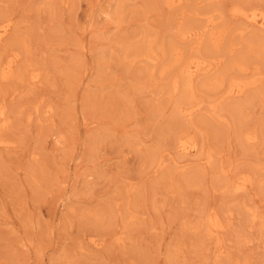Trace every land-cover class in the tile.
<instances>
[{
  "label": "rangeland",
  "instance_id": "obj_1",
  "mask_svg": "<svg viewBox=\"0 0 264 264\" xmlns=\"http://www.w3.org/2000/svg\"><path fill=\"white\" fill-rule=\"evenodd\" d=\"M235 3L264 10V0H0V25L11 23L0 66L18 54L15 75L0 72V138L9 141L0 145V264H264V52L260 31L232 16ZM209 16L225 29L218 42L180 37ZM171 42L178 60L214 59L196 83L224 75L191 114L170 91ZM259 76L250 92L226 97L233 77ZM187 138L194 157L178 146ZM222 167L253 183L226 188ZM210 209L226 225L219 251L195 229Z\"/></svg>",
  "mask_w": 264,
  "mask_h": 264
},
{
  "label": "bare ground",
  "instance_id": "obj_2",
  "mask_svg": "<svg viewBox=\"0 0 264 264\" xmlns=\"http://www.w3.org/2000/svg\"><path fill=\"white\" fill-rule=\"evenodd\" d=\"M165 1L166 4H168V6L173 7L175 6L177 3H180L182 0H163ZM120 2V1H119ZM120 4V3H119ZM120 6V5H119ZM123 6V5H122ZM121 6V7H122ZM232 16L237 17V18H241L243 20L246 21L247 24H249L250 26H252L251 28H254L256 30L260 31V35L259 37V46L263 49L264 52V10H262L261 8H251V9H247L244 8L243 6L239 5V4H233L232 6ZM207 23L204 26V30H198V31H190V30H186V29H182L181 33H180V37L181 38H189V37H195L196 40H198V45L201 46L202 42H203V38L205 35L209 36L211 40L218 42V40H220V38L222 37V35L225 33V29H220V30H215L214 26L216 25V21L215 18L213 16H209L207 18ZM204 25V24H203ZM11 26L10 22L4 23L2 25H0V40L7 34L9 27ZM225 26V25H224ZM239 29V28H238ZM178 35V34H176ZM258 35V34H257ZM179 36V35H178ZM151 37V35H150ZM175 38V37H174ZM194 38V39H195ZM241 38V37H240ZM226 39V38H225ZM224 39V40H225ZM244 39V38H243ZM171 40V39H170ZM191 40V39H188ZM256 41V40H255ZM167 42V41H166ZM247 42V41H246ZM164 43V42H163ZM221 43V41H220ZM226 43V42H225ZM245 43V41H244ZM178 45V44H177ZM223 46V44H221ZM150 46V45H149ZM165 47V46H164ZM168 50L167 48L164 49V54L168 55V53H170V55H172V58L168 62L169 66H176V73L175 75L172 77V80L170 82V91L172 92H179V99H178V104H177V110L179 111V113L181 114L182 111H187L188 114L194 112L196 109H198L201 105V101L200 99L197 100L198 97V93L200 95L201 91H214L216 93V91L218 89L221 88V86L224 85V75L218 74L215 77L212 76H206L204 78V80L196 83L197 78L201 77V75H205L208 74V72L210 70H212L211 68V63L212 60L214 59H209L207 60V58L203 55H198V56H191L185 59H180L178 60L177 58H175V55L178 56L177 54V48L175 43L171 42L168 45ZM224 47V46H223ZM222 47V48H223ZM128 49V48H127ZM221 49V48H220ZM131 51V50H130ZM216 51V49H215ZM132 53V52H131ZM159 53V52H158ZM124 54V53H123ZM129 50H127L126 52V58H128ZM133 54V53H132ZM145 54V53H144ZM148 55V53H146ZM222 54V53H221ZM260 54V53H259ZM17 55L11 59H9L5 64H1L0 66V72H1V76L2 78H10L12 76L15 75L16 71V62H17ZM150 55V54H149ZM162 55V54H161ZM140 56V55H139ZM138 56V57H139ZM142 56V55H141ZM174 56V57H173ZM223 56V55H222ZM259 56V55H258ZM163 57V56H162ZM214 57V56H213ZM170 58V57H169ZM168 58V59H169ZM264 58V57H263ZM128 60V59H127ZM159 60V59H158ZM161 60V59H160ZM233 60V59H232ZM152 61V60H151ZM262 63V62H261ZM165 64V63H164ZM214 64V63H213ZM216 64V63H215ZM32 65V64H31ZM77 65V64H76ZM28 66H30L28 64ZM214 67V66H213ZM229 67V66H227ZM232 67L239 69L240 71H244L246 70V63L244 61H242L241 59H236L232 62ZM250 67V66H249ZM29 68V67H28ZM175 70V69H174ZM220 69H218L219 72ZM172 71V70H171ZM161 72V71H160ZM39 73V72H38ZM173 73V72H172ZM237 74V73H236ZM258 74V73H257ZM234 75V74H233ZM240 75V74H239ZM23 76V75H22ZM243 76V75H242ZM258 76V75H257ZM264 76V75H263ZM42 77V76H41ZM230 77V76H229ZM29 78L34 79L37 83L39 81V74L32 73V71H30L29 74ZM244 78V77H243ZM263 77L259 76L258 78L255 77L252 80H243L239 78H235L233 77L232 80L229 83V86L227 88V96L229 98H240L242 97L247 90H249L252 86H254L255 84H257ZM166 79V78H165ZM169 79V78H168ZM170 80V79H169ZM167 81V80H166ZM262 82V81H261ZM212 87H209L211 86ZM258 88V87H257ZM202 89V90H201ZM252 89V88H251ZM250 92V90H249ZM171 93V92H170ZM204 95V94H203ZM208 96L211 98L210 100H208L209 103V107H212L213 109L216 107V104L214 103L215 100L212 99V96H210L208 94ZM207 96V97H208ZM173 97V96H172ZM217 97V96H216ZM215 99V98H214ZM228 99V98H227ZM251 99V98H250ZM249 99V100H250ZM206 100V101H207ZM219 100V99H218ZM246 100V99H244ZM196 101V102H195ZM217 101V100H216ZM248 101V100H247ZM184 102H190L193 103V106H191L188 109L182 108L181 103ZM225 102V101H224ZM222 103V102H221ZM244 103V101H243ZM174 104V103H173ZM175 105V104H174ZM1 107V106H0ZM173 107V106H172ZM219 107V105H218ZM221 107V106H220ZM240 106H235V109H237ZM207 108V107H206ZM175 109V108H173ZM200 109V108H199ZM198 109V110H199ZM250 109V108H249ZM228 110V109H227ZM165 112V111H164ZM6 111L4 110L3 107L0 108V120H2V126L6 127L7 126V117H6ZM161 114V113H160ZM164 114V113H163ZM179 114V115H180ZM177 115V114H176ZM238 118V117H237ZM183 119V118H182ZM181 121V120H180ZM190 121V120H188ZM7 122V123H6ZM203 123H206L203 121ZM207 124V123H206ZM195 125V124H194ZM162 126V125H161ZM197 126V125H196ZM179 127V126H178ZM193 127V126H192ZM196 128V127H195ZM1 130V129H0ZM190 130V129H189ZM254 130V129H253ZM247 131V130H246ZM249 131V130H248ZM244 134L243 136V140L247 143H252L255 142V140L258 138V135L254 132H248ZM190 136V135H189ZM239 136V135H238ZM165 138V137H164ZM181 138V137H180ZM166 139V138H165ZM188 141L186 140H181L178 144V146H180L183 150L184 153L186 155H189L191 157H194L196 155V153L198 152V149L196 147V144L194 142H192L191 139L187 138ZM179 141V140H178ZM258 143V142H257ZM9 141L4 139V138H0V145H8ZM244 144V143H243ZM251 145V144H250ZM250 147V146H249ZM162 148V147H161ZM160 150V148H159ZM157 150H153L150 152L149 158L152 162H156L157 158ZM208 157L209 160L212 159V154L208 153ZM216 155V154H215ZM178 156V155H177ZM218 156V155H217ZM215 157V156H214ZM207 158V156H206ZM174 159V157L172 158ZM202 159V158H201ZM188 160V159H187ZM186 160V161H187ZM262 162V161H260ZM158 164H161L160 162ZM229 163L227 162V165ZM232 164V163H231ZM204 165V164H203ZM218 165V164H217ZM260 165V164H259ZM229 166V165H228ZM232 167V165H231ZM212 168V167H211ZM253 169V168H252ZM221 174H223L224 176V184L225 187L228 189H231L232 191H244L246 192L247 188L253 183V177L247 173L244 172H239V174L234 175V177H232V175H230V169H227L225 167H222L221 169ZM232 170V169H231ZM216 172V171H215ZM219 172V171H218ZM232 174V172H231ZM254 176V175H253ZM222 180V182H223ZM214 181V180H213ZM221 183V182H220ZM255 183V182H254ZM222 184V183H221ZM129 185V184H128ZM261 186V185H260ZM132 191V193L135 191V189H130ZM132 205H134L131 201H129L126 204V218L132 217L133 216V209H132ZM135 206V205H134ZM249 207V206H248ZM244 211V210H243ZM202 212V211H201ZM252 220H255L257 217L256 211H252ZM203 215V214H202ZM201 215V216H202ZM260 216V215H258ZM259 219V218H258ZM195 221V220H194ZM188 223V222H187ZM186 223V224H187ZM189 225V224H188ZM187 226V225H186ZM184 227V226H183ZM261 227V226H259ZM263 227V224H262ZM226 225L225 223L222 221L221 219V215L217 212V210H209L205 213L204 217L199 221V223L196 225L197 230H201L202 232H204L205 236H207L209 239L210 238H214L215 237V241L218 243V247L220 246L219 250H222L221 248L223 247L221 244L223 242V238L220 237V234L225 230ZM264 228V227H263ZM188 229V228H187ZM259 229V228H258ZM195 230V231H197ZM264 230V229H263ZM195 233V232H194ZM117 234V233H116ZM263 235V234H262ZM206 237V238H207ZM202 243V242H201ZM238 246V245H237ZM239 248V247H238ZM174 251V250H173ZM176 251L178 252V249H176ZM176 253H173L172 255L175 256ZM217 254V253H216ZM219 254V253H218ZM221 254V252H220ZM239 255V254H238ZM233 256V255H232ZM219 257V256H218ZM236 259V258H235ZM173 260V259H172ZM218 260H216L217 262ZM249 260L245 259L244 261H240V260H236L234 264H246ZM223 263V261H222ZM221 263V264H222ZM219 264V262L217 263Z\"/></svg>",
  "mask_w": 264,
  "mask_h": 264
}]
</instances>
